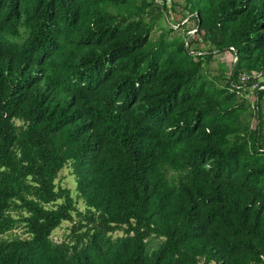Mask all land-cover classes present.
Returning a JSON list of instances; mask_svg holds the SVG:
<instances>
[{
    "label": "trees",
    "instance_id": "16d2710c",
    "mask_svg": "<svg viewBox=\"0 0 264 264\" xmlns=\"http://www.w3.org/2000/svg\"><path fill=\"white\" fill-rule=\"evenodd\" d=\"M0 264H264V0H0Z\"/></svg>",
    "mask_w": 264,
    "mask_h": 264
},
{
    "label": "rangeland",
    "instance_id": "374dc122",
    "mask_svg": "<svg viewBox=\"0 0 264 264\" xmlns=\"http://www.w3.org/2000/svg\"><path fill=\"white\" fill-rule=\"evenodd\" d=\"M160 2V1H159ZM168 4L170 5V1H168ZM170 20L176 23H180L179 25H174L175 32L170 34V40L171 39H180L185 38L187 34H192L194 32V21L190 20L187 21V19H182L181 15H176L174 12L171 13ZM168 24H166L165 21H161L159 24V27H154V30L152 32V37H157L161 29H167ZM190 37V35H189ZM201 49L205 50V46H202ZM232 61H234V58L231 56L230 53H223V54H216L214 55L212 61L208 64V66L204 69V74L207 75L208 78L219 76V74L224 75L225 78L229 75V70L232 65ZM251 91V90H250ZM246 97H248L250 100H252L251 93L247 94ZM59 182L62 187L70 189L72 192V195L76 196L75 191V184H74V177L73 172L70 166L65 167L58 175V179L56 181ZM80 211L84 210V206L81 202V200H77V206ZM72 226V223L70 222H63L59 228H57L51 235V239L55 243H62L66 242L68 239V236L70 235V228ZM14 235L20 236L22 238L27 237V235L24 232L23 226L19 225L17 226L11 233L10 236L13 237ZM120 232H116L113 237L120 236ZM159 240L155 238H151L148 241V248L149 250L154 249L157 244H159Z\"/></svg>",
    "mask_w": 264,
    "mask_h": 264
},
{
    "label": "built area",
    "instance_id": "2783aa9c",
    "mask_svg": "<svg viewBox=\"0 0 264 264\" xmlns=\"http://www.w3.org/2000/svg\"><path fill=\"white\" fill-rule=\"evenodd\" d=\"M260 78V74L252 72L251 75H247V74H241L239 76V83L240 85H245L247 83H249L251 81V79H253L251 85H250V89L251 90H255L258 89L260 87H258V83L257 80Z\"/></svg>",
    "mask_w": 264,
    "mask_h": 264
}]
</instances>
